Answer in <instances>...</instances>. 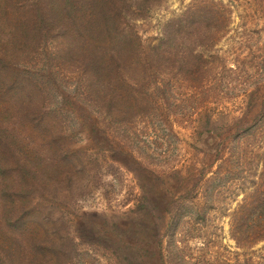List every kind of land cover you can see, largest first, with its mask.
I'll list each match as a JSON object with an SVG mask.
<instances>
[{
	"label": "trees",
	"instance_id": "obj_1",
	"mask_svg": "<svg viewBox=\"0 0 264 264\" xmlns=\"http://www.w3.org/2000/svg\"><path fill=\"white\" fill-rule=\"evenodd\" d=\"M130 2L135 6L134 11L130 8ZM154 2L0 0V106L9 113L15 124L27 122L28 116L23 115L21 108L26 105L27 109L31 106L37 109L36 104H40L41 111L46 114L51 106L47 100L52 90L58 89L61 105L68 100L74 106L72 113L75 111L74 119L79 121L81 127L88 121L92 123L89 127L100 129L99 137L103 141H128L131 140L129 137L117 134L121 120H130L129 125L123 124L130 133L134 123H138L137 117L145 116L147 129L155 126V133V121L165 123L159 115L162 113L160 116H164L165 112V115L172 114V110L178 109L184 102L181 96L175 94L174 97L169 92L173 78L186 84L190 93L187 99V103L191 104L190 109L181 114L185 122L209 105L222 99L228 101L219 95H212L217 76L205 81L210 72L202 64L204 61L200 53L192 50L190 55L179 54L181 49L188 48V43L196 48L204 47L207 43L212 46L217 44L222 39L219 34L224 32L225 25L229 27L226 15L214 11L213 1L201 0L185 11L182 17L166 23L157 37L146 39L137 22L143 19L145 11ZM127 8L132 17L137 13L134 19L124 14ZM218 27L220 33L215 31ZM194 35L197 37L191 39ZM137 76L141 84L137 83ZM75 78L78 85L71 90L72 86L67 83H73ZM263 82L264 75L258 79L259 84ZM136 108L138 115L135 114ZM249 114L243 113L237 120L239 126L231 138L250 135L252 131L254 135L259 129L264 135V96L261 109L251 123L247 120ZM41 119L45 123L46 119ZM107 126L113 137L106 133ZM168 131H171V127ZM2 135L6 139L11 138L10 135ZM81 135L86 140H92L82 132ZM64 136H55V141ZM217 138L226 141L227 136L218 133ZM255 146L249 149L240 145L237 154L234 152L236 148H230L231 155L225 157L229 148L219 143L215 147L218 154L210 169L200 171L198 189L183 194L182 204L174 206V202H171L166 206L169 216L166 229L168 264H264V154L258 148L254 151ZM261 146L258 145L259 148ZM0 148L2 152L6 148L9 151L8 143H3ZM10 150V155L15 156L14 149ZM234 156L238 161V171L228 167ZM76 158V153L71 154L64 145L57 143L53 157L39 159L35 164V167L40 164L39 171H36L35 167L27 169L21 158H17L16 166L11 170L8 157L0 155L2 236L21 244L25 234H38L33 229L32 221L35 219L29 217L23 204L24 189L30 187L27 177L32 175L37 188L56 192L60 183H73ZM215 162H220V165L213 172ZM223 170L225 173H222ZM171 173L179 171L172 167ZM218 173L244 177L225 181L222 177L218 178ZM60 174L64 175L63 180L57 179ZM209 174L212 176L206 178ZM231 190L241 192L243 198L229 213L221 200ZM211 211L229 214L230 235L242 254L212 249L214 243L206 230L208 212ZM181 232L186 233L184 239L187 242L182 239ZM198 239L203 240L201 247L187 249L190 241ZM36 246L31 245V249L38 250ZM240 257H244V260L241 261ZM3 262L0 257V264Z\"/></svg>",
	"mask_w": 264,
	"mask_h": 264
},
{
	"label": "rangeland",
	"instance_id": "obj_2",
	"mask_svg": "<svg viewBox=\"0 0 264 264\" xmlns=\"http://www.w3.org/2000/svg\"><path fill=\"white\" fill-rule=\"evenodd\" d=\"M200 1L155 0L143 19L137 22L144 38L157 37L166 23L182 17ZM209 1H213L215 12L226 15L229 27L225 25L224 32L219 34L222 39L214 46L207 43L196 48L188 43V48L181 49L179 54L190 55L192 50L200 53L202 64L210 72L205 81L217 76L212 95L228 101L222 99L207 106L208 109L201 110L189 121L181 118L191 105L187 103L188 86L174 78L169 84V92L174 97L175 94L181 96L184 102L172 110V114L159 115L165 123L155 121V133V126L147 129L145 116L137 117L138 123H134L135 128L130 133L123 125H129L130 120H121L116 131L120 137H129L131 140L128 141H103L99 137L100 129L89 127L92 123L88 121L81 127L74 119V106L68 100L61 105L58 89H53L47 100L51 106L46 114L41 111L40 104H36L38 110L35 106L21 108L23 115L28 116L27 122L15 124L0 106V146L8 143L9 151L14 149L15 155L11 156L7 148L4 152L0 148V155L9 159V169L12 170L17 158H21L30 170L39 159L53 157L57 143L64 145L71 154H77L73 183L59 182L58 192H45L33 183L31 174L27 177L30 187L24 189L23 204L29 217L35 219L32 224L38 234H25L21 244L0 234L2 264H168L166 229L169 216L166 206L171 202L174 206L182 204L183 194L198 189L200 171L210 169L218 154L215 147L219 143L226 144L229 152L225 157L231 155L230 148H236L237 154L240 145L249 149L256 145L253 150L258 148L264 154L261 129L254 135L252 131L250 135L231 138L243 113H250L247 120L251 123L261 109L264 82L259 84L258 79L264 75V0ZM130 8L135 9L131 2ZM124 11L127 17H132L130 9ZM136 16L135 12L132 19ZM215 31L221 32L219 27ZM214 38L217 40V36ZM136 78L140 83V77ZM73 83H67L72 86L71 90L78 85V80L73 79ZM135 111L138 115L139 110L136 108ZM41 117L46 119L45 123ZM164 126L169 130L171 127V131ZM81 132L92 140H86ZM1 133L11 138L6 139ZM106 133L113 137L109 128ZM218 133H225L226 141H220ZM59 134L65 135L64 140L55 141ZM258 145L263 146L259 148ZM237 164L234 156L228 167L238 171ZM219 165L220 162H215L212 171L216 172ZM39 166L35 167L36 171ZM172 167L179 173L172 174ZM258 169L260 172L261 167ZM210 176L212 174L206 178ZM217 176L225 181L244 177L233 173H218ZM63 177L60 174L57 179L63 180ZM223 197L222 205L230 213L243 195L231 190ZM228 215L208 212L206 230L214 243L212 249L242 254L231 238ZM182 234V239L187 242L184 239L186 233ZM32 242L38 245V250L31 249ZM202 242L200 239L190 241L187 249H198ZM7 256L9 258L5 260ZM240 258L244 260V257Z\"/></svg>",
	"mask_w": 264,
	"mask_h": 264
}]
</instances>
